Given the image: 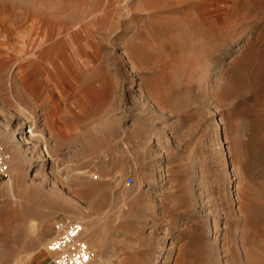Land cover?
Masks as SVG:
<instances>
[{"label": "rangeland", "instance_id": "obj_1", "mask_svg": "<svg viewBox=\"0 0 264 264\" xmlns=\"http://www.w3.org/2000/svg\"><path fill=\"white\" fill-rule=\"evenodd\" d=\"M0 143V264H264V0H0Z\"/></svg>", "mask_w": 264, "mask_h": 264}, {"label": "built area", "instance_id": "obj_2", "mask_svg": "<svg viewBox=\"0 0 264 264\" xmlns=\"http://www.w3.org/2000/svg\"><path fill=\"white\" fill-rule=\"evenodd\" d=\"M8 172V155L0 143V177ZM133 178L127 177V185ZM84 226L79 221L57 222L54 236L47 242L45 250L52 264H93L95 253L85 238Z\"/></svg>", "mask_w": 264, "mask_h": 264}, {"label": "bare ground", "instance_id": "obj_3", "mask_svg": "<svg viewBox=\"0 0 264 264\" xmlns=\"http://www.w3.org/2000/svg\"><path fill=\"white\" fill-rule=\"evenodd\" d=\"M30 30H32L31 32L35 31L34 33L36 34V38L30 42V50L33 54L34 53L39 54L38 59H37L38 60L37 63L49 64V65H51V67L54 68V66H56L58 63L59 55L61 58L62 54H64L63 51H65L68 48V45L72 44L71 40H62V39L56 40V37H54V36H50V35L47 36L45 33V29L42 26H38L37 28L31 27ZM23 35H26L25 32ZM54 47H60V52H56L54 50ZM51 80H54V79L52 78L50 80H48V79L41 80L42 85H40V86H41L42 90L40 92V95H43V96L46 95V96H48V98L50 97V93L52 91L51 87L53 86L52 85L53 83L51 82ZM60 86H62L61 82H60ZM32 97L35 100L36 94H33ZM44 152H45L44 155H46V158L51 157V155L47 149H45Z\"/></svg>", "mask_w": 264, "mask_h": 264}, {"label": "crops", "instance_id": "obj_4", "mask_svg": "<svg viewBox=\"0 0 264 264\" xmlns=\"http://www.w3.org/2000/svg\"><path fill=\"white\" fill-rule=\"evenodd\" d=\"M24 264H52L47 255H31Z\"/></svg>", "mask_w": 264, "mask_h": 264}]
</instances>
